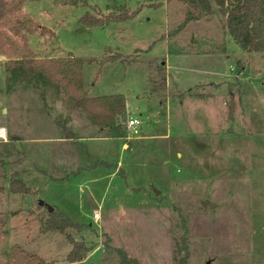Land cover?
Segmentation results:
<instances>
[{
  "label": "rangeland",
  "instance_id": "374dc122",
  "mask_svg": "<svg viewBox=\"0 0 264 264\" xmlns=\"http://www.w3.org/2000/svg\"><path fill=\"white\" fill-rule=\"evenodd\" d=\"M84 1L0 0V264H120L119 248L140 264H264V49H242L215 0L185 23L183 0ZM120 4L135 13L82 20ZM69 53L95 58L89 94H124L140 133L96 137L47 79L6 90L9 58ZM49 205L83 223L68 231L91 245L84 259L44 230Z\"/></svg>",
  "mask_w": 264,
  "mask_h": 264
},
{
  "label": "trees",
  "instance_id": "16d2710c",
  "mask_svg": "<svg viewBox=\"0 0 264 264\" xmlns=\"http://www.w3.org/2000/svg\"><path fill=\"white\" fill-rule=\"evenodd\" d=\"M188 5L184 23L209 15L213 12L209 0H183ZM222 9L226 26L230 35L238 45L248 51H262L264 49V0H215ZM84 2H88L85 0ZM201 3V7L199 5ZM135 11L125 5H118L108 13L98 14L88 12L82 17L83 22L88 25H102L111 21L131 17ZM121 53L106 56L102 63L120 57ZM95 58H84L69 53L63 56L37 57L21 56L9 58L5 62L8 70L6 78V90L11 91L17 84L39 83L44 79L51 81L58 90L76 106L85 110L92 123L101 128L108 129L115 136L126 134V124L122 117L127 113V102L124 94L111 93L103 95H90L84 81V63ZM9 189L17 193H30L33 188L21 177L13 176L9 182ZM5 190V185L0 184V192ZM48 205L46 201L43 203ZM83 223L71 219L65 212L57 209L49 210L44 230L58 229L65 232L71 243V248L66 255L70 262L84 259L90 249L84 238H76L68 228H81ZM182 248V247H181ZM122 256L120 264H140L135 257H129L127 251L119 248ZM189 254L180 257L179 264H187ZM24 258L30 264H47V261L37 253H25ZM94 264H109L94 263Z\"/></svg>",
  "mask_w": 264,
  "mask_h": 264
},
{
  "label": "built area",
  "instance_id": "2783aa9c",
  "mask_svg": "<svg viewBox=\"0 0 264 264\" xmlns=\"http://www.w3.org/2000/svg\"><path fill=\"white\" fill-rule=\"evenodd\" d=\"M126 127L130 134H138L141 131L142 119L138 116H128L126 120ZM100 216L99 211L94 212V217L98 218Z\"/></svg>",
  "mask_w": 264,
  "mask_h": 264
},
{
  "label": "crops",
  "instance_id": "0c3cea01",
  "mask_svg": "<svg viewBox=\"0 0 264 264\" xmlns=\"http://www.w3.org/2000/svg\"><path fill=\"white\" fill-rule=\"evenodd\" d=\"M211 15H212V13L209 14V15H202V16H203V17H204V16H205V17H210ZM202 16H201V17H202ZM201 17H200V18H201ZM86 88H87V87H86ZM88 91H89V90H88ZM90 95H91V94H90ZM127 113H128L129 115H132V114L128 111V106H127ZM73 114H74V113L72 112V115H73ZM83 116L86 117L87 120H89V122L92 124V126H95V128H96V127L98 128L97 130H99V133H98V135H95L96 137L113 138V137L111 136V133L108 132L107 129H105V128H101V127H99L98 125L92 123V121H90V119H89L87 113H84ZM132 116H135V115H132ZM79 139H80V138H79ZM79 139H78V140H79ZM126 145H127V143L124 142V146H126ZM95 211H97V208L94 209V212H95ZM93 215H94V214H93ZM100 217H101V214H100V216H99L98 218H100Z\"/></svg>",
  "mask_w": 264,
  "mask_h": 264
},
{
  "label": "water",
  "instance_id": "95a60500",
  "mask_svg": "<svg viewBox=\"0 0 264 264\" xmlns=\"http://www.w3.org/2000/svg\"><path fill=\"white\" fill-rule=\"evenodd\" d=\"M159 190H157V192H158ZM44 202V200H41V203H43ZM49 207H50V210H53L54 209V206H52V205H49Z\"/></svg>",
  "mask_w": 264,
  "mask_h": 264
}]
</instances>
